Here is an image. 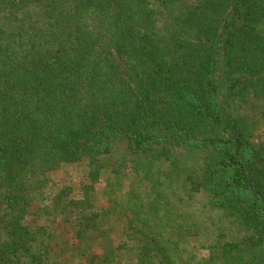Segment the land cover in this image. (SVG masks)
Here are the masks:
<instances>
[{"label": "trees", "instance_id": "1", "mask_svg": "<svg viewBox=\"0 0 264 264\" xmlns=\"http://www.w3.org/2000/svg\"><path fill=\"white\" fill-rule=\"evenodd\" d=\"M253 127L264 0H0V264H264ZM172 186L217 229L176 221Z\"/></svg>", "mask_w": 264, "mask_h": 264}, {"label": "rangeland", "instance_id": "2", "mask_svg": "<svg viewBox=\"0 0 264 264\" xmlns=\"http://www.w3.org/2000/svg\"><path fill=\"white\" fill-rule=\"evenodd\" d=\"M253 133H254V140L255 141H260L264 139V134L262 132V130L257 127H253ZM84 169H85V165L84 164H72V165H68L66 167H64L63 169H61L59 172H57L56 174V180H59L60 183L62 185H67V186H72L74 191L76 193H81L82 191V187L83 184L85 182V175H84ZM129 169V168H128ZM126 169V170H128ZM105 184L104 182H100L97 185V193H98V203L100 205H105V198H103L102 196V190L104 188ZM168 191H170L171 193L175 191V186H172L170 188H168ZM177 192V191H175ZM172 193L170 195L169 201H170V206H172V210L174 211V218L175 216H177L176 221H197L199 224V228L200 230L203 229L206 225L204 222L208 221V224H212L215 223V221H218V216L219 214L216 215V213H212L210 215H208L204 210H203V206L205 205V202L207 201V196L205 194H197L196 196H194L193 198H180V191L178 190V193ZM179 196V197H178ZM178 214V215H177ZM181 217H180V216ZM189 219V220H188ZM227 218L223 217L222 219V223L223 225L220 224V226H222L223 228H227L226 229V234L228 235V237L230 238H238L244 235L243 232H241L239 229H237L235 227V225H233L231 223V226H229V221L226 220ZM209 228L212 229H217V226L212 225H206ZM229 226V227H227ZM64 231V235L68 238H72L73 237V233L67 231L66 228H63ZM209 237H212V235L208 236V235H203L201 237H198L196 239H192L191 243L193 244V246H200V244L205 243L207 240H210ZM105 245V244H104ZM98 251V250H97ZM75 252V251H73ZM100 251H98L99 253ZM200 256H208V251L207 250H200L199 251ZM127 259L124 260H120L119 262H111V263H107V264H132V262H130L128 260V257L126 256Z\"/></svg>", "mask_w": 264, "mask_h": 264}]
</instances>
